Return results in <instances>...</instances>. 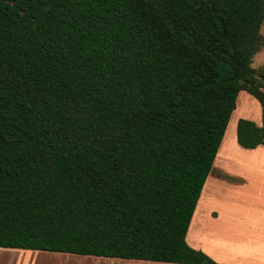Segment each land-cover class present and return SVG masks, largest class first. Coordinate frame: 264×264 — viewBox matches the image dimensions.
I'll return each instance as SVG.
<instances>
[{
  "label": "trees",
  "instance_id": "obj_1",
  "mask_svg": "<svg viewBox=\"0 0 264 264\" xmlns=\"http://www.w3.org/2000/svg\"><path fill=\"white\" fill-rule=\"evenodd\" d=\"M263 21L264 0H0V247L218 264L185 235L239 92L264 112Z\"/></svg>",
  "mask_w": 264,
  "mask_h": 264
},
{
  "label": "crops",
  "instance_id": "obj_2",
  "mask_svg": "<svg viewBox=\"0 0 264 264\" xmlns=\"http://www.w3.org/2000/svg\"><path fill=\"white\" fill-rule=\"evenodd\" d=\"M257 107L261 117L252 118L260 125L263 113L261 105ZM235 130L236 125L230 147L223 150L225 140L220 143L185 240L218 264H264V145L253 149L239 146ZM212 169L217 172L214 176ZM10 257L64 264H178L0 247V264H6Z\"/></svg>",
  "mask_w": 264,
  "mask_h": 264
},
{
  "label": "rangeland",
  "instance_id": "obj_3",
  "mask_svg": "<svg viewBox=\"0 0 264 264\" xmlns=\"http://www.w3.org/2000/svg\"><path fill=\"white\" fill-rule=\"evenodd\" d=\"M260 33L264 36V21L261 24ZM251 66L255 69L264 67V47L261 48L259 51H257L253 55ZM254 100L255 99L253 97H250V95H248V93H246L245 91L239 92V95L237 96V100H236L235 110L231 114V117L229 119L227 128L225 130V134L222 140V143L225 140V143H223V150L224 148L227 149V147H230L232 143V139H233L232 134H234L233 132L235 129V125H236L237 120L240 117L250 118L252 120L253 118H256L257 116L261 117V111H259L257 107V105L259 106V103ZM216 173H217L216 170L212 169L211 171L212 176H214ZM6 264H64V262L60 263V262H54V261L45 260V259L44 260H34L32 258L26 259L25 257L24 258L10 257L8 258V262Z\"/></svg>",
  "mask_w": 264,
  "mask_h": 264
},
{
  "label": "water",
  "instance_id": "obj_4",
  "mask_svg": "<svg viewBox=\"0 0 264 264\" xmlns=\"http://www.w3.org/2000/svg\"><path fill=\"white\" fill-rule=\"evenodd\" d=\"M196 264H201V263H196Z\"/></svg>",
  "mask_w": 264,
  "mask_h": 264
}]
</instances>
